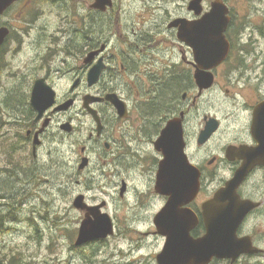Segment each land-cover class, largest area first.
I'll return each mask as SVG.
<instances>
[{
  "label": "flooded vegetation",
  "instance_id": "1",
  "mask_svg": "<svg viewBox=\"0 0 264 264\" xmlns=\"http://www.w3.org/2000/svg\"><path fill=\"white\" fill-rule=\"evenodd\" d=\"M73 2L19 0L5 12L0 28L9 34L0 47V79L31 43L36 57L15 79L33 86L44 80L56 96L40 121L33 108L28 110L25 137L34 158L48 134V144L60 142L63 148L66 186L75 180L89 193L104 181V188L113 191L107 189L116 211L112 214L109 201L92 200L84 190L71 197L80 227L100 213L110 217L111 237L120 227L147 230L142 235L158 243L156 255L148 254L153 264H160L158 256L165 254L168 230L179 229V241L191 243L216 228L237 245L229 247L230 256L202 257L201 264H263L264 109L258 116L256 111L264 105V0H174L173 12L167 14V8L152 3L151 13L132 15L124 27L116 0L105 10L92 0L80 12L69 5ZM39 4L67 5L76 20L29 42L30 31L13 22L33 27ZM12 11V22H4ZM96 66L102 70L91 83ZM59 85H67L63 93ZM174 85L180 90L164 103L162 91ZM170 124L175 133L167 135ZM38 133L40 145L34 148ZM165 149H174L180 163L169 162ZM254 158L263 163L248 173L234 200L248 204L242 216L219 194ZM159 180H185L195 187L198 182V191L176 190L178 197L172 200L156 190ZM79 197L83 203L77 207ZM192 251L177 250L184 257L178 264H196L189 258Z\"/></svg>",
  "mask_w": 264,
  "mask_h": 264
},
{
  "label": "rangeland",
  "instance_id": "2",
  "mask_svg": "<svg viewBox=\"0 0 264 264\" xmlns=\"http://www.w3.org/2000/svg\"><path fill=\"white\" fill-rule=\"evenodd\" d=\"M79 1L81 3L77 4V0H74L73 4H69L77 12L92 2ZM173 2L116 0V13L124 27L132 15L151 13L153 10L149 6L152 3H160L167 8L165 14L173 12ZM66 6L61 9L39 4V16L31 28L25 22L13 23L25 26L30 31L28 41L33 42L40 33L44 37L47 29L54 35L58 29L67 27L68 21L76 20L69 16ZM13 15V11L5 15L4 22H12ZM32 46L28 44L22 60L17 59V54L14 61L17 59L18 62L11 58L13 62L0 79V218H3L1 228L4 227L0 232V264H153L152 256L148 254L156 255L158 243L156 239L142 235L147 231L145 229L120 227L117 235L108 240L95 241L82 247L75 245L80 214L70 206L73 195L84 190L92 200L109 201L108 213L116 211L111 203L113 198L107 192L109 188H104L106 182L96 183L89 193L87 191L90 189L80 188L75 180L66 186L63 148L60 142L48 144V134L34 158L32 145H28L25 137L24 124L29 121L26 117L30 114L28 110L32 109L34 86L28 82L18 83L19 80L15 79V75L26 72L23 66L31 65V59L36 57ZM65 87L67 85H59L61 93ZM109 191L113 192L111 189Z\"/></svg>",
  "mask_w": 264,
  "mask_h": 264
},
{
  "label": "water",
  "instance_id": "3",
  "mask_svg": "<svg viewBox=\"0 0 264 264\" xmlns=\"http://www.w3.org/2000/svg\"><path fill=\"white\" fill-rule=\"evenodd\" d=\"M19 0H0V18L2 15ZM97 6L105 10L106 7L112 6V0H96ZM210 20L215 19V16H210ZM9 34L8 28H0V47L4 43L6 37ZM102 70V66H96L94 70L91 71L90 74V82H95ZM55 92L52 90L50 86H48L44 80H39L33 87L32 90V96H31V106L33 109L37 112L38 116L36 119V122L40 121L43 118L44 113L48 110L49 107H51L55 102ZM113 102L115 103V100L112 98ZM117 104V102H116ZM123 109V106L121 107ZM261 109H264V105L257 109L256 115L258 116ZM48 121L45 122L44 128L47 126ZM174 127L173 124H170L166 130L165 134H174ZM173 132V133H172ZM39 133L34 138V148H36L38 145H40L39 140ZM163 142V141H162ZM161 141L157 142V147H161ZM174 149H165V152L167 153L166 157L168 158L169 162H177L180 163V160L177 155L174 153ZM173 152V154L171 153ZM181 160L183 162H186L184 158L183 151H181L180 154ZM259 163H263V161L258 160L257 158L252 159L251 161H248L240 170L237 171L235 177L228 182L227 186L222 189V192L219 194L221 198H227L231 200L230 203L234 210L237 211V208H239V213L243 216L246 214L248 209V204H241V203H235L234 200L237 199L236 191L240 187V185L244 182L246 179L248 173ZM198 182L196 183V187L189 186V183L185 180L181 181H158L156 190L158 192H161L163 194H169L172 197V200L178 197V194L176 190H188L190 187H193V191H198ZM227 191V192H226ZM237 201V200H236ZM81 203H83V198L79 197L76 200L75 206L80 207ZM174 202L171 201L169 208L173 209ZM98 209V208H96ZM227 212V210H226ZM95 220H85L79 230V235L76 240L75 245L77 247L83 246L85 244H88L90 242L98 241V240H105L112 236L114 234V228L112 225V222L110 220V217L107 214H93ZM218 229H209V235L207 238H205L202 241L198 242H191L187 243L183 240L179 241L178 238H180L179 229H170L168 232V241H167V247L165 254L158 256V262L160 264H178L181 262L184 257H178L177 256V250H182V252L191 247L193 251L191 252V256L189 258H195L196 264H201L204 261L201 260L202 257L210 256H219V257H226L230 256L231 251L228 250L229 247L237 245V242L235 240L230 241L227 239V236H221L218 235L217 232ZM222 231V230H220ZM225 232H231L235 231L229 228H226V230H223ZM223 237V239H222ZM219 238V240H217ZM216 248H218L216 250ZM206 249V250H205ZM176 253V254H175ZM236 255H239L238 253ZM208 258V259H210Z\"/></svg>",
  "mask_w": 264,
  "mask_h": 264
},
{
  "label": "trees",
  "instance_id": "4",
  "mask_svg": "<svg viewBox=\"0 0 264 264\" xmlns=\"http://www.w3.org/2000/svg\"><path fill=\"white\" fill-rule=\"evenodd\" d=\"M180 90V88L177 85L174 86H168L166 87L163 91H162V95L163 99H164V103L169 100L170 98L174 97L178 91ZM160 102V101H159ZM159 104V103H158ZM154 110L159 109L158 106L153 107ZM3 218H0V229L2 227L3 224ZM3 228L0 230V232H2Z\"/></svg>",
  "mask_w": 264,
  "mask_h": 264
},
{
  "label": "bare ground",
  "instance_id": "5",
  "mask_svg": "<svg viewBox=\"0 0 264 264\" xmlns=\"http://www.w3.org/2000/svg\"><path fill=\"white\" fill-rule=\"evenodd\" d=\"M2 225H3V224H2ZM3 228H4V227H3ZM1 229H2V228H1ZM1 229H0V230H1ZM3 233H5V232H3Z\"/></svg>",
  "mask_w": 264,
  "mask_h": 264
}]
</instances>
